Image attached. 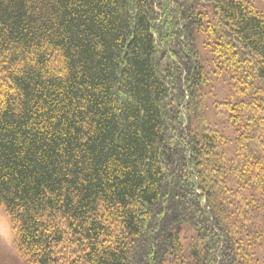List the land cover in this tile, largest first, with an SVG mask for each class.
Wrapping results in <instances>:
<instances>
[{"label":"trees","instance_id":"obj_1","mask_svg":"<svg viewBox=\"0 0 264 264\" xmlns=\"http://www.w3.org/2000/svg\"><path fill=\"white\" fill-rule=\"evenodd\" d=\"M0 208L21 264H264V15L0 0Z\"/></svg>","mask_w":264,"mask_h":264},{"label":"rangeland","instance_id":"obj_2","mask_svg":"<svg viewBox=\"0 0 264 264\" xmlns=\"http://www.w3.org/2000/svg\"><path fill=\"white\" fill-rule=\"evenodd\" d=\"M247 1L252 4L262 15H264V0ZM202 40V38H199L198 48L203 57V65L207 67V72L209 73L208 84L204 90L201 91V94L204 96L206 115L211 125L231 138V129L228 128L224 122L216 118L213 108L215 102L223 101L229 96L228 87L225 82V76L221 75V77H217L212 74L213 68L212 66H208L207 62V59H209L208 53L202 50L200 46V41ZM21 263V257L14 246V234L12 232L10 221L4 213V210L0 208V264Z\"/></svg>","mask_w":264,"mask_h":264}]
</instances>
